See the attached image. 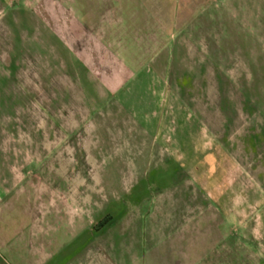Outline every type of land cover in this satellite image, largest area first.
<instances>
[{"label":"rangeland","instance_id":"374dc122","mask_svg":"<svg viewBox=\"0 0 264 264\" xmlns=\"http://www.w3.org/2000/svg\"><path fill=\"white\" fill-rule=\"evenodd\" d=\"M104 6L126 62L152 39L147 104L103 96L75 56ZM89 115L133 153H91ZM0 196V264L8 244L27 264H264V0H0Z\"/></svg>","mask_w":264,"mask_h":264},{"label":"crops","instance_id":"0c3cea01","mask_svg":"<svg viewBox=\"0 0 264 264\" xmlns=\"http://www.w3.org/2000/svg\"><path fill=\"white\" fill-rule=\"evenodd\" d=\"M113 11L112 8H109L108 6H104V10L101 11V13L97 16H95V23H91V46L89 47V54L86 57L83 48H77L75 52V56L78 59V62L85 66L86 72L91 75L92 84L97 85L98 90L102 93L103 96H110V98L114 97L116 98L118 95H121L122 92L127 90L130 92V95L127 94V99L122 98L121 105L124 107H130L136 105V100L132 97H138L141 95L144 99L145 104L149 102L148 95L146 93L147 90L152 89V84L150 80V74H157V71L155 70V66H153L155 69L153 70L151 67L147 65V61L150 60L153 63V56L152 53L155 49L154 44L152 42L151 38H142L141 30L138 31V35H140L138 38L139 46L137 48V54H135L134 59H130L128 62L124 60V58L116 54V52H112V42L110 40H107L106 38L109 37V34L111 31L110 28V20L112 21L113 16L109 17L107 12ZM92 16V14H91ZM92 18V17H91ZM115 20H119V18H114ZM114 22V21H113ZM119 24V21H117ZM154 21L149 19L143 22L141 27L144 26V24L147 27H150L152 29ZM156 26H159L158 23H155ZM140 27V28H141ZM120 31V30H119ZM117 31V32H119ZM111 35V34H110ZM144 36V34H142ZM147 40V42L145 41ZM149 40V41H148ZM90 42V41H89ZM120 42V39L117 41ZM121 46V45H120ZM160 53V49H157V56ZM155 56V57H157ZM147 61H144L146 60ZM138 93V94H137ZM88 122L91 124V130H88L84 133L83 137H88L91 139V153L98 152V154H108V149L112 148L117 154H131L133 152H127L124 153L122 151L124 144L119 143V141L115 138H117L116 132H119L123 129L119 130V126L116 127V121H112L107 115H98V116H91L89 115ZM135 119V120H134ZM131 118L132 125L131 127L127 128V130H132L131 133L141 132L144 135L148 136L150 139L153 138V136L157 133V127H158V120H152V122H147L145 120H142V118ZM137 119V120H136ZM120 121H118L119 123ZM111 124H114L111 128ZM116 129L118 131H116ZM127 131V132H129ZM113 140L110 144V142H106V140ZM100 141L99 143L97 142ZM111 145V146H110ZM120 147V148H119ZM16 150H14L15 152ZM136 154H139L136 153ZM102 163V161L100 162ZM23 178L15 181H21ZM14 181V182H15ZM45 193V192H44ZM47 201L50 204V208L55 209L56 215H63V216H72V215H80L82 211H79L75 209V205L77 206L78 203L76 201H72V205L66 203L63 201V197L59 196L58 198H55V196H48ZM2 196H0V202H1ZM57 199L58 201H56ZM42 200V198L40 199ZM67 204V205H66ZM41 205V204H40ZM91 228V227H90ZM88 228L89 230H91ZM17 242L23 247V250H26L30 254L33 253L35 250L34 241L32 238L28 241L27 238H24L21 234L20 236H17ZM7 251L8 254L14 255V257L19 259L18 264H27L24 255H21L20 248H17L18 254H15L14 251H12V247L10 244L7 245ZM29 264V262H28ZM33 264H41V261H34Z\"/></svg>","mask_w":264,"mask_h":264}]
</instances>
